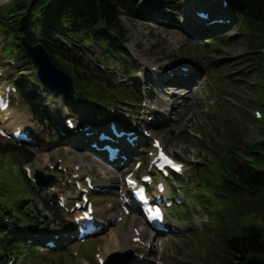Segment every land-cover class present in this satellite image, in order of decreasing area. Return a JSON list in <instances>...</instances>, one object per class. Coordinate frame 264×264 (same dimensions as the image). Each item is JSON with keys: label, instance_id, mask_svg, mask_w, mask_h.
Instances as JSON below:
<instances>
[{"label": "rangeland", "instance_id": "obj_1", "mask_svg": "<svg viewBox=\"0 0 264 264\" xmlns=\"http://www.w3.org/2000/svg\"><path fill=\"white\" fill-rule=\"evenodd\" d=\"M188 2L189 0H149L144 8L138 11L135 10L138 16L137 18L131 17L130 22L124 19L121 22L126 33V39L128 40L125 47L131 51L140 62V71L138 73L139 84L145 91L151 88L153 84H149V81L146 80L143 75V68L150 71L151 67H156L158 70L156 73L161 74L165 78H171L167 75H163V72L166 73L169 70L170 65H172V69L177 70L181 66L179 63H187L184 65L190 67L188 73L190 81H186L183 84L187 85V87H176L181 93L178 95L184 98L185 101L179 106V101L182 100L177 96V99L179 98L177 102L178 107L176 106L177 108H174L172 114L168 113L169 122L157 128H154L152 125L150 126L153 136L162 139L167 149L174 155H178L179 158L187 164L194 160H198L196 156L197 153H199L198 149L202 142L194 138V130H198L201 134H206L208 132L207 129L209 127L205 124L207 120L206 114H208V108L212 105L213 100L220 98L222 107L226 110V113H229L228 115L234 118H238L239 116L236 111L237 108L242 107L252 113L253 109L257 108L256 106L258 104H264V57L253 56L254 69H250L252 63L248 60L249 55L247 53L248 51H255L256 49L247 47L245 43L246 37L241 32L239 24L237 22L233 23L234 20H232L233 24H229L228 27H219L217 30L207 29L205 32L198 30L193 32L191 28L195 27V23L194 20H191L192 18L189 17ZM145 8L152 9L155 14H162V17H166L172 24L162 25V23L154 24L149 22L150 17H148V19L143 18V10ZM231 16L232 14L229 17ZM245 32L251 33V40L254 45L264 44V26H258V28H253L251 31L245 30ZM219 34L222 35L221 38L215 37ZM2 41L3 39L0 38V44ZM11 46L12 45H10V47ZM56 61L59 66L69 71L60 59L57 58ZM212 63L214 65H212ZM212 69H216L215 71L218 72V75H222V80L226 77L231 80V83L227 84L226 90H223L225 87L222 88V95L217 92L216 94L212 93L207 85V80L210 79V73L213 72ZM243 70L247 71L248 74L246 76H242ZM119 74L121 75V73ZM151 74L154 75V73ZM173 77H181V75L174 73ZM234 79H239V82L234 83ZM162 87L164 88L165 86ZM172 95L173 93H171V96ZM62 102V97H51L47 94L45 105L55 117L53 120L55 124H59L60 122ZM86 104L88 103L79 104L77 107L79 115L82 114L87 119L89 116L91 117L90 114L94 111V105L87 106L86 108ZM131 105H133L134 108H130V106H117L116 111L108 109L103 113H109L115 116L125 113L130 114L128 112L136 114V109L139 106L136 104ZM85 108L87 111H85ZM262 109L264 111V107H262ZM20 113L22 114V121L28 124H34L38 139L43 141L45 146V143H47V150L45 152L34 153V159L30 164L31 169L44 170L46 168L45 160L48 158L54 161L57 157L69 159L76 155H86L82 157V161L79 160L77 163L84 165L85 171L92 170L94 172V179H96L97 176L101 185L109 189V192L103 195L104 197L101 200L95 201V204L99 205L98 207L106 208V211L110 215L114 213H122V215H124L120 208L121 200L117 194L121 192L120 187L123 184V171L130 169L134 161L126 168L120 166L104 167L100 164L101 160L88 151H81L70 147L68 145L69 140L63 139L57 142L56 138V142H53L52 138L43 136L41 132L42 128L32 119L30 112L24 105L21 106ZM248 125V122L242 121L241 119L232 123L234 131H245ZM249 127H251V125H249ZM262 128L264 129V126ZM187 129H190L189 134L185 133L186 131L188 132ZM210 135L215 136L213 131ZM242 137L243 140H246L249 138V135L246 132ZM256 138L259 141L264 140V134L256 135ZM0 142L4 143L3 140H0ZM143 149H145V151H143ZM149 149V145L141 146L140 150L134 155L135 158L143 161L147 160L148 155H146V153ZM5 167L6 165L0 164V171L6 172ZM187 168L185 177L192 176V179L197 184V189L199 185L195 177L197 168L193 165H188ZM14 169L15 167H13V170ZM105 170L112 172V174L108 173L105 175ZM103 176L107 179H103ZM11 188H18L19 190L21 186L17 183L16 187L11 186ZM53 188L56 189L57 186L54 185ZM15 189L6 191L5 194L0 197V201L4 206H7L11 200L16 198L19 191ZM67 193L69 196L74 195V193L69 191H67ZM194 194L197 196V192ZM179 196L183 198L182 192ZM110 199L114 200L116 203L108 208L107 203ZM192 201L193 200L189 197H187V200L185 199V202L188 204V209L191 210L195 208L196 211L194 213L198 214L197 210H199V207L191 205ZM195 202H197V200H195ZM229 211L230 206L222 203V217L226 216ZM61 215L64 216L65 220H70L71 218V215L67 216L64 213ZM180 216L186 217V213L182 212ZM198 217H201V214H198ZM194 219H196V216H194ZM205 219V221L202 219L200 224L195 227L187 220L178 219L173 211L169 220L182 225L186 232L170 235L167 240H165V237L153 240V246L147 251L146 259L142 262L146 261L145 264H205L204 253H198V251H204L206 244L194 243V241H196L195 237L202 238L203 236L201 235L202 231L196 232L194 229L200 227L204 222L208 223L210 221V216L208 215V218L205 217ZM142 223V218L134 211L129 216H125V222L122 224V227L126 234H128L131 231V226L139 227ZM49 226L50 230L39 228L37 230L38 233L44 232L43 235L60 233V227L53 226L52 224ZM224 227L225 225L222 224V236L224 235ZM112 229H114V227L108 228L104 233L98 236L89 238L83 244H74L71 240L66 241L60 238L59 248L57 250H41L40 253L36 255H31L29 251L28 260L25 259L20 261V264H49V262L53 260L57 261L56 264H82V261L86 257H91L95 252H102L100 251L101 249L97 251L99 248L108 244L112 246L116 244L114 242L115 237L113 238L112 236ZM65 230L71 229L67 227L64 231ZM196 233L197 235H194ZM118 238L122 243L121 245H125L123 243L125 241L126 245L130 242L129 235L126 239L120 235ZM207 240L208 237L206 236L201 242L206 243ZM74 252H78L79 256H74ZM166 253L169 255L168 257ZM71 256L73 257V261H71ZM142 262L141 264H143Z\"/></svg>", "mask_w": 264, "mask_h": 264}, {"label": "trees", "instance_id": "obj_2", "mask_svg": "<svg viewBox=\"0 0 264 264\" xmlns=\"http://www.w3.org/2000/svg\"><path fill=\"white\" fill-rule=\"evenodd\" d=\"M231 1L239 16L240 27L251 31L264 26V0ZM12 7L26 16L32 25H44L47 28L46 34L40 33V40L51 55L60 56L73 67L76 79L87 92L99 99L107 91L127 93L126 89L114 85L96 66L86 61L77 49L90 56V60L101 58V48L127 57L122 46L126 37L120 17L133 15L135 0H14ZM54 34L73 41L75 46L69 48L51 39ZM11 36L16 37V32L13 31ZM247 36L249 47H264V44H253L251 33ZM29 38L33 41L38 39L33 36ZM20 92L33 114L42 119L43 109L37 98L27 88L20 89ZM256 107L262 109L264 104ZM236 111L242 121L253 124L254 132L248 139L243 140L241 137L246 130L239 136L231 129L230 120H234L219 106H216V115H212L209 121L217 137L202 136L203 146L207 148L205 159L208 167L201 178L200 194L205 209L211 215V224L203 230L202 238L196 239L198 244H206L205 264H234L242 254L264 258V140L258 141L255 137L256 133L264 134V119L253 120V114L242 107ZM31 159L32 153L28 149L9 145L0 148V164L7 162L20 167ZM20 173L27 194L38 196L21 170ZM222 203L230 206V211L223 219ZM9 205L10 210H6L0 201L3 214L10 215L11 209H15L17 219L29 224L36 222L25 210L31 205L27 198L20 202L16 198ZM45 208L54 215L59 212L55 206L45 204ZM222 224L225 225L223 238ZM4 227L0 216V234ZM4 235L0 240V264H6L8 257H17L24 251L23 244L14 234ZM206 236L207 242H201Z\"/></svg>", "mask_w": 264, "mask_h": 264}, {"label": "water", "instance_id": "obj_3", "mask_svg": "<svg viewBox=\"0 0 264 264\" xmlns=\"http://www.w3.org/2000/svg\"><path fill=\"white\" fill-rule=\"evenodd\" d=\"M28 52L34 65L37 67V76L41 82L48 88L57 93L66 92L73 94L72 80L65 71L58 68L50 59L48 53L42 46L31 47L22 42ZM235 264H264V259L260 256H252L246 260L242 255Z\"/></svg>", "mask_w": 264, "mask_h": 264}, {"label": "bare ground", "instance_id": "obj_4", "mask_svg": "<svg viewBox=\"0 0 264 264\" xmlns=\"http://www.w3.org/2000/svg\"><path fill=\"white\" fill-rule=\"evenodd\" d=\"M172 90H173V93H177V94H181L180 92H179V90L176 88V87H172ZM179 95H175V97H174V100L175 101H173V107H175V109H176V104H177V102H178V99L180 98L182 101H179V106L185 101L184 100V98H182L181 96H179ZM177 96H179V98L177 99ZM98 215H100V216H102V218H105V212L102 210V209H100L99 211H98ZM102 218L101 217H99V219L100 220H102ZM134 221V220H133ZM125 222V218H123V220H122V222H120V223H118L116 226H114V229H112L111 230V232H112V236H113V238L114 237H118L119 235L120 236H123V238L124 239H126L127 238V236L129 235V238L130 239H132V237L134 236L133 235V231H132V226H131V231L128 233V234H126V232H125V230H124V228L122 227V224ZM102 234V233H101ZM100 256V255H99ZM98 256V257H99Z\"/></svg>", "mask_w": 264, "mask_h": 264}, {"label": "snow or ice", "instance_id": "obj_5", "mask_svg": "<svg viewBox=\"0 0 264 264\" xmlns=\"http://www.w3.org/2000/svg\"><path fill=\"white\" fill-rule=\"evenodd\" d=\"M177 167V169H179V166H176Z\"/></svg>", "mask_w": 264, "mask_h": 264}]
</instances>
